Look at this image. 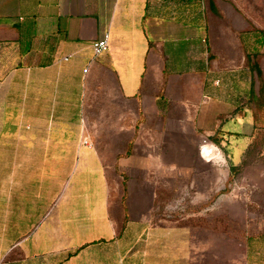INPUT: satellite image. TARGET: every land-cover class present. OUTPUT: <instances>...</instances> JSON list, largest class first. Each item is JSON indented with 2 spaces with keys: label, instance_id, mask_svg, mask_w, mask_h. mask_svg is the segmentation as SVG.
<instances>
[{
  "label": "crops",
  "instance_id": "crops-1",
  "mask_svg": "<svg viewBox=\"0 0 264 264\" xmlns=\"http://www.w3.org/2000/svg\"><path fill=\"white\" fill-rule=\"evenodd\" d=\"M247 19L232 0H0V264H196L192 231L155 222L156 204L174 141L248 143V71L211 32L264 31ZM76 164L85 182L45 219ZM225 264H264V236Z\"/></svg>",
  "mask_w": 264,
  "mask_h": 264
},
{
  "label": "rangeland",
  "instance_id": "rangeland-1",
  "mask_svg": "<svg viewBox=\"0 0 264 264\" xmlns=\"http://www.w3.org/2000/svg\"><path fill=\"white\" fill-rule=\"evenodd\" d=\"M232 3L247 21L248 17L256 18L255 22L264 30V0H232ZM251 28L254 26L250 24L248 31L238 37L211 31L216 52L227 54L224 49L229 39L238 44L237 52L248 71V118L252 123L251 128L248 127V143L231 148L211 141L220 155L213 161L201 158L199 144L193 149L188 147L187 141H174L172 152L167 154V160L175 162L174 170L161 182V191L166 194L158 197L154 220L186 226L192 231L198 251L196 264H225L231 258L240 260L244 239L248 237L249 244L264 236V31ZM254 65L259 72L252 70ZM97 167L92 165L91 181H86L87 187L91 182L94 211L98 212L94 227L101 225L99 214L105 188ZM79 172V164L67 165L62 171L61 196L52 199L45 219L57 212L63 214L68 190L79 189V184L85 182ZM124 184L125 180L121 179L114 186L120 188ZM118 198L120 196H112L110 203H116ZM72 205L79 210L83 200L77 197Z\"/></svg>",
  "mask_w": 264,
  "mask_h": 264
},
{
  "label": "built area",
  "instance_id": "built-area-1",
  "mask_svg": "<svg viewBox=\"0 0 264 264\" xmlns=\"http://www.w3.org/2000/svg\"><path fill=\"white\" fill-rule=\"evenodd\" d=\"M91 49L94 57H98L105 53L108 50V35L105 34L101 39L92 42ZM198 149L201 158L206 161H213L217 159V156L219 155L218 148L206 138L200 140Z\"/></svg>",
  "mask_w": 264,
  "mask_h": 264
},
{
  "label": "trees",
  "instance_id": "trees-1",
  "mask_svg": "<svg viewBox=\"0 0 264 264\" xmlns=\"http://www.w3.org/2000/svg\"><path fill=\"white\" fill-rule=\"evenodd\" d=\"M247 60H249V59H248V56H247ZM253 69H255V70H257V72H259V70H258V68H257L256 65L252 66V70H253Z\"/></svg>",
  "mask_w": 264,
  "mask_h": 264
}]
</instances>
